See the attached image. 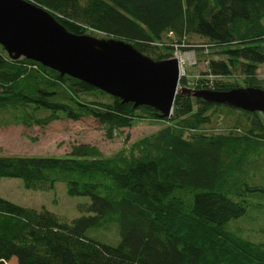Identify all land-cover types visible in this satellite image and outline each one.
Here are the masks:
<instances>
[{
  "label": "trees",
  "instance_id": "16d2710c",
  "mask_svg": "<svg viewBox=\"0 0 264 264\" xmlns=\"http://www.w3.org/2000/svg\"><path fill=\"white\" fill-rule=\"evenodd\" d=\"M32 1L70 32L122 39L156 60L181 47L222 55L206 59L189 88L240 87L224 79L235 71L244 86L264 88V0ZM222 114L230 124L211 130ZM82 117L110 139L141 118L165 124L112 156L88 143L64 156L0 154V178L42 191L65 182L68 195L89 198L79 204L87 214L67 222L0 196V264H264V238L238 225L250 221L264 237L263 113L179 92L161 118L0 45V126ZM109 230L115 239L100 237Z\"/></svg>",
  "mask_w": 264,
  "mask_h": 264
},
{
  "label": "water",
  "instance_id": "95a60500",
  "mask_svg": "<svg viewBox=\"0 0 264 264\" xmlns=\"http://www.w3.org/2000/svg\"><path fill=\"white\" fill-rule=\"evenodd\" d=\"M0 45L14 59L35 60L134 107L150 106L161 118L172 114L179 92L264 114L262 87L216 91L181 86L178 56L156 60L122 39L75 34L32 0H0Z\"/></svg>",
  "mask_w": 264,
  "mask_h": 264
},
{
  "label": "rangeland",
  "instance_id": "374dc122",
  "mask_svg": "<svg viewBox=\"0 0 264 264\" xmlns=\"http://www.w3.org/2000/svg\"><path fill=\"white\" fill-rule=\"evenodd\" d=\"M91 35L105 37L102 33ZM189 41L190 44H199L205 40L198 36H191ZM181 48L174 52V56L181 59L180 68L181 73L184 74L181 77L185 76L188 79V84H184L186 87H192L194 79L206 70V59L222 58V55L216 52L210 51V54L205 56L203 50ZM258 75L264 79V63L259 67ZM224 79L244 86L243 76L238 71ZM164 124L152 118H141L131 128L120 129L112 139L106 136L104 127L93 117H82L79 120H54L43 127L37 125L27 127L21 124L0 126V154L64 156L70 153L74 144L88 143L97 146L104 156H112L118 151L128 150L133 142L157 131ZM229 124L227 116L222 114L211 126V130H222L223 126L226 127ZM0 196L27 207L46 208L67 222L87 214L79 209V204L89 201V198L85 196L68 195L65 182H57L54 189L42 191L26 189L20 178L13 177L0 178ZM254 212L255 210H250L248 216L252 217L251 213ZM238 225L250 231L253 239L264 238L259 234V228H256L252 222L243 220L239 221ZM90 233H93V230ZM104 234L99 235L108 240L115 239L116 234L112 230ZM10 264H16V259L13 258Z\"/></svg>",
  "mask_w": 264,
  "mask_h": 264
},
{
  "label": "built area",
  "instance_id": "2783aa9c",
  "mask_svg": "<svg viewBox=\"0 0 264 264\" xmlns=\"http://www.w3.org/2000/svg\"><path fill=\"white\" fill-rule=\"evenodd\" d=\"M180 60H181V59H180ZM182 75H184V74L181 73V76H182Z\"/></svg>",
  "mask_w": 264,
  "mask_h": 264
}]
</instances>
